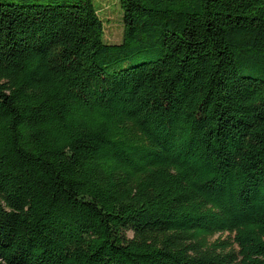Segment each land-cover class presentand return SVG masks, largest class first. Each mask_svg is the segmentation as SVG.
I'll list each match as a JSON object with an SVG mask.
<instances>
[{"label":"trees","instance_id":"1","mask_svg":"<svg viewBox=\"0 0 264 264\" xmlns=\"http://www.w3.org/2000/svg\"><path fill=\"white\" fill-rule=\"evenodd\" d=\"M117 2L0 0V264H264V0Z\"/></svg>","mask_w":264,"mask_h":264},{"label":"rangeland","instance_id":"2","mask_svg":"<svg viewBox=\"0 0 264 264\" xmlns=\"http://www.w3.org/2000/svg\"><path fill=\"white\" fill-rule=\"evenodd\" d=\"M92 2L103 23V41L108 44H119L123 35V22L117 0H92Z\"/></svg>","mask_w":264,"mask_h":264}]
</instances>
